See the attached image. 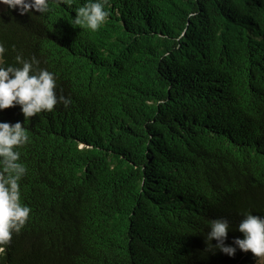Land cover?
<instances>
[{"label": "trees", "instance_id": "trees-1", "mask_svg": "<svg viewBox=\"0 0 264 264\" xmlns=\"http://www.w3.org/2000/svg\"><path fill=\"white\" fill-rule=\"evenodd\" d=\"M83 3L0 12L1 62L35 56L71 100L26 123L32 212L0 264H257L205 235L264 216V0H109L95 32Z\"/></svg>", "mask_w": 264, "mask_h": 264}, {"label": "clouds", "instance_id": "clouds-1", "mask_svg": "<svg viewBox=\"0 0 264 264\" xmlns=\"http://www.w3.org/2000/svg\"><path fill=\"white\" fill-rule=\"evenodd\" d=\"M69 5L71 0H65ZM11 9H19L21 15L48 14L53 0H0ZM109 0H84L75 9L72 24L81 28L98 31L109 17ZM8 51L0 42V60ZM16 64L0 62V111L19 105L25 116V123L0 122V245L10 243L13 234L20 233L27 224L31 207L22 200L21 181L28 173V166L22 160L21 148L30 143L27 121L42 112H51L63 103L68 106L69 98L57 94V76L46 68L39 67L35 56L25 58L22 53L15 57ZM232 230L228 218L220 217L209 222L205 235L206 251L219 250L234 257L237 250L252 252L257 264H264V216L252 212L244 214L237 226L243 238L227 244L228 233ZM217 243L213 245L212 241ZM0 251L3 248L0 247Z\"/></svg>", "mask_w": 264, "mask_h": 264}, {"label": "rangeland", "instance_id": "rangeland-1", "mask_svg": "<svg viewBox=\"0 0 264 264\" xmlns=\"http://www.w3.org/2000/svg\"><path fill=\"white\" fill-rule=\"evenodd\" d=\"M5 7H6L5 4L0 3V12L3 11L5 9ZM0 62H1V60H0Z\"/></svg>", "mask_w": 264, "mask_h": 264}]
</instances>
